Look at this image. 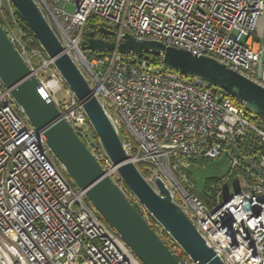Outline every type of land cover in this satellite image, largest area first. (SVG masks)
Masks as SVG:
<instances>
[{"label":"built area","instance_id":"2783aa9c","mask_svg":"<svg viewBox=\"0 0 264 264\" xmlns=\"http://www.w3.org/2000/svg\"><path fill=\"white\" fill-rule=\"evenodd\" d=\"M33 1L113 121L128 162L151 185L155 178L164 182L223 264H264V118L201 78L167 68L163 52L141 58L82 49L89 34L117 46L129 35L210 57L264 87L253 73L262 63L254 37L264 0ZM16 12L11 0H0L2 26L40 95L56 104L114 181L117 169L82 102L38 39L21 28ZM102 28L114 34H102ZM60 83L68 87V102L55 98ZM223 156L229 170L207 197L185 169L191 160ZM118 179L174 255L199 264ZM0 264H142L67 175L1 80Z\"/></svg>","mask_w":264,"mask_h":264},{"label":"water","instance_id":"95a60500","mask_svg":"<svg viewBox=\"0 0 264 264\" xmlns=\"http://www.w3.org/2000/svg\"><path fill=\"white\" fill-rule=\"evenodd\" d=\"M17 12L32 30L64 77L68 87L82 102L94 131L116 167L128 190L147 207L184 251L199 264H223L214 250L208 247L182 208L173 201L164 182L155 178L153 185L146 181L137 167L128 162L121 140L111 118L93 95L78 66L65 52L54 31L33 0H11ZM100 33L113 35L102 28ZM83 50L113 51L142 55L164 53V64L184 76H197L230 94L258 116L264 118V87L206 56L166 47L157 42H139L127 35L117 46L114 42L92 38L82 43ZM0 80L10 91L28 121L41 131L56 160L87 199L97 209L107 225L115 230L142 264H186L179 260L166 243L150 227L125 191L108 175L89 147L61 117L53 101L40 95L37 79L8 37L0 23ZM155 188L159 190L156 192Z\"/></svg>","mask_w":264,"mask_h":264},{"label":"rangeland","instance_id":"374dc122","mask_svg":"<svg viewBox=\"0 0 264 264\" xmlns=\"http://www.w3.org/2000/svg\"><path fill=\"white\" fill-rule=\"evenodd\" d=\"M68 11H74V7L67 5ZM67 86L65 84H59L55 88V98L60 102H68L70 100L69 95L67 94ZM229 170V161L226 156H223L218 159H213L206 161L204 165L200 164H192L190 171L192 173V182L201 189H205L206 179L209 177H213L216 179H223L227 175ZM119 174L117 172L113 173V179L116 182L120 183L118 179Z\"/></svg>","mask_w":264,"mask_h":264},{"label":"trees","instance_id":"16d2710c","mask_svg":"<svg viewBox=\"0 0 264 264\" xmlns=\"http://www.w3.org/2000/svg\"><path fill=\"white\" fill-rule=\"evenodd\" d=\"M16 17H17V20H18V23L19 25L21 26V28H23V30L28 34V35H31V36H34L32 30L29 28V26L26 24V22L24 21V19L21 17V15L16 12ZM0 23L2 25H4V22L0 19ZM154 55V54H152ZM151 54H142L140 57L141 58H149L150 56H152ZM156 59V58H155ZM236 100V99H235ZM237 101V100H236ZM209 160H213V159H197V160H191V164H190V167L185 169V173L187 174V176L191 179L192 181V173L190 171V168L192 167V164H200V165H204V163L206 161H209ZM143 169L145 168V166L142 167ZM221 179H216V178H213V177H209L206 179V182H205V189L203 190L204 193L206 194L207 197H212L215 193V187L217 185V183L220 181Z\"/></svg>","mask_w":264,"mask_h":264},{"label":"crops","instance_id":"0c3cea01","mask_svg":"<svg viewBox=\"0 0 264 264\" xmlns=\"http://www.w3.org/2000/svg\"><path fill=\"white\" fill-rule=\"evenodd\" d=\"M254 43L256 47L262 50V63L253 69V73L257 78L264 80V15L259 18Z\"/></svg>","mask_w":264,"mask_h":264}]
</instances>
